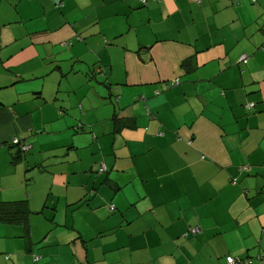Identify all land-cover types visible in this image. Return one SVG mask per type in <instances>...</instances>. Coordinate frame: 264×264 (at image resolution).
<instances>
[{
  "label": "crops",
  "instance_id": "crops-1",
  "mask_svg": "<svg viewBox=\"0 0 264 264\" xmlns=\"http://www.w3.org/2000/svg\"><path fill=\"white\" fill-rule=\"evenodd\" d=\"M5 89L0 264H264V0H0Z\"/></svg>",
  "mask_w": 264,
  "mask_h": 264
},
{
  "label": "trees",
  "instance_id": "trees-1",
  "mask_svg": "<svg viewBox=\"0 0 264 264\" xmlns=\"http://www.w3.org/2000/svg\"><path fill=\"white\" fill-rule=\"evenodd\" d=\"M148 0L146 1L147 4ZM145 4V5H146ZM79 39V38H77ZM169 87V86H168ZM2 107V104H0ZM25 139V140H24ZM24 139H18L16 138V141L13 142L11 141L8 143V148H17L18 151L15 156L20 153L23 155L24 153H27L29 150L32 149L31 142L27 141L26 138ZM14 156V157H15ZM21 156L19 155L17 158H13L12 165H14L13 162L17 161ZM46 208L44 205L42 209ZM42 209L39 212H32L29 207H28V201L27 200H18V201H0V223L2 224H7V225H16V226H21L22 229L24 230L23 238L27 236L28 232V221L30 219V216L33 214H42ZM36 255H31L33 258L34 264H36L35 257ZM10 259L9 255H5V260L8 261Z\"/></svg>",
  "mask_w": 264,
  "mask_h": 264
},
{
  "label": "built area",
  "instance_id": "built-area-1",
  "mask_svg": "<svg viewBox=\"0 0 264 264\" xmlns=\"http://www.w3.org/2000/svg\"><path fill=\"white\" fill-rule=\"evenodd\" d=\"M146 1L147 0H142V2L145 4L146 3ZM173 85V83H171V85L170 86H172ZM16 141V139L15 140H13V142H15ZM104 170V167L101 165V167H100V172H102ZM111 210L113 209V208H110ZM197 232V230L196 229H192L191 230V233H196ZM35 260H37V257L35 258ZM262 261L264 262V259L262 258ZM225 262H226V264H247L248 262H246L245 260H241V259H237V258H233V257H226V259H225Z\"/></svg>",
  "mask_w": 264,
  "mask_h": 264
},
{
  "label": "rangeland",
  "instance_id": "rangeland-1",
  "mask_svg": "<svg viewBox=\"0 0 264 264\" xmlns=\"http://www.w3.org/2000/svg\"><path fill=\"white\" fill-rule=\"evenodd\" d=\"M140 1V4L142 5V6H144L145 4L142 2V0H139ZM47 80V79H46ZM37 81V80H36ZM36 81H34V82H36ZM9 97H10V93H9V91L7 90V89H5L3 92H2V94L0 95V98L2 99V100H4L6 103L8 102V100H9Z\"/></svg>",
  "mask_w": 264,
  "mask_h": 264
},
{
  "label": "clouds",
  "instance_id": "clouds-1",
  "mask_svg": "<svg viewBox=\"0 0 264 264\" xmlns=\"http://www.w3.org/2000/svg\"><path fill=\"white\" fill-rule=\"evenodd\" d=\"M260 257V256H259Z\"/></svg>",
  "mask_w": 264,
  "mask_h": 264
}]
</instances>
